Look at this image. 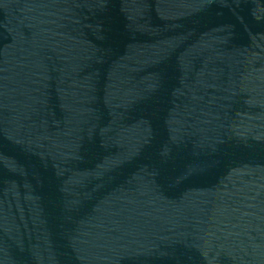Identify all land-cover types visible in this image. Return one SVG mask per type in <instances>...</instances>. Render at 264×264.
<instances>
[{
  "label": "water",
  "instance_id": "obj_1",
  "mask_svg": "<svg viewBox=\"0 0 264 264\" xmlns=\"http://www.w3.org/2000/svg\"><path fill=\"white\" fill-rule=\"evenodd\" d=\"M0 264H264V0H0Z\"/></svg>",
  "mask_w": 264,
  "mask_h": 264
}]
</instances>
